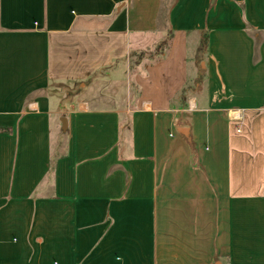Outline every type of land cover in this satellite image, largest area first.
Instances as JSON below:
<instances>
[{"label":"crops","instance_id":"0c3cea01","mask_svg":"<svg viewBox=\"0 0 264 264\" xmlns=\"http://www.w3.org/2000/svg\"><path fill=\"white\" fill-rule=\"evenodd\" d=\"M0 264H264V0H0Z\"/></svg>","mask_w":264,"mask_h":264},{"label":"rangeland","instance_id":"374dc122","mask_svg":"<svg viewBox=\"0 0 264 264\" xmlns=\"http://www.w3.org/2000/svg\"><path fill=\"white\" fill-rule=\"evenodd\" d=\"M167 38L169 39V42H167V45L164 47V46H161L160 44L157 46V47H155L156 49H155V52H162V53H164V51L167 49V48H169V45H170V38H169V36H167ZM164 43V42H163ZM143 56H144V54H142ZM142 55H140V56H142ZM139 56V57H140ZM203 63V62H202ZM197 68H199V66H197ZM82 85H80L79 83H77L76 85H75V87L74 88H72L71 89V93H76V94H78V93H81L82 92ZM63 91V93H65V90H62ZM65 97V96H64Z\"/></svg>","mask_w":264,"mask_h":264},{"label":"built area","instance_id":"2783aa9c","mask_svg":"<svg viewBox=\"0 0 264 264\" xmlns=\"http://www.w3.org/2000/svg\"><path fill=\"white\" fill-rule=\"evenodd\" d=\"M230 117L233 120H239L241 118V114L234 112V113H232V115Z\"/></svg>","mask_w":264,"mask_h":264},{"label":"water","instance_id":"95a60500","mask_svg":"<svg viewBox=\"0 0 264 264\" xmlns=\"http://www.w3.org/2000/svg\"><path fill=\"white\" fill-rule=\"evenodd\" d=\"M62 121H63L64 127H66V124H67V120H66V118H63ZM180 131H181L182 133H188V129H187V128H181Z\"/></svg>","mask_w":264,"mask_h":264},{"label":"trees","instance_id":"16d2710c","mask_svg":"<svg viewBox=\"0 0 264 264\" xmlns=\"http://www.w3.org/2000/svg\"><path fill=\"white\" fill-rule=\"evenodd\" d=\"M169 38H170V41H171V38H172V37L169 36ZM163 42H164V43H163ZM163 42H162L160 45L165 47V46L167 45V42H169V39L166 38ZM142 56H143V55H142Z\"/></svg>","mask_w":264,"mask_h":264}]
</instances>
